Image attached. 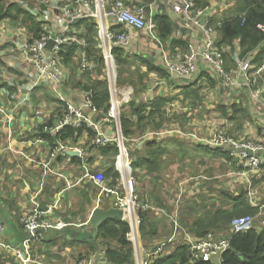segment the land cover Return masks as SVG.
Returning <instances> with one entry per match:
<instances>
[{
  "label": "crops",
  "instance_id": "1",
  "mask_svg": "<svg viewBox=\"0 0 264 264\" xmlns=\"http://www.w3.org/2000/svg\"><path fill=\"white\" fill-rule=\"evenodd\" d=\"M204 1L211 8L209 14L215 22L230 15L234 8L233 0ZM131 2L138 5L144 0ZM147 4L154 34L145 30L135 31L134 43L128 50H120V67H127L122 68L120 73L124 80L119 85V91L116 88L114 93L111 94L110 91V95L122 102L121 111L131 116L133 122H138L139 117L130 109L131 101L146 105L147 115L153 110V116H146L140 122L144 132L134 135L127 143L131 147L132 160L136 159L133 153L139 152L140 156L145 157L147 151H154L160 158L159 167L154 172H148L145 168L135 169L136 172L140 170L139 186L140 182L144 183L143 194L146 197L139 186L137 189L143 202L166 210L171 217L150 211L153 222L158 225V234L154 244L150 241L147 244L140 231V249H134V264L141 261L151 263L161 255L170 254L180 245L189 246V238L198 237L192 230L198 229L201 223L206 224L202 219H208L212 212L216 213L227 202L225 195L232 196L230 202H233L245 193L251 205L259 209L256 216L261 213L260 206L256 203L264 206V168L251 177L252 184L249 186V181L237 172L241 165L238 152L234 153L228 147H213L189 137L191 132L210 137L215 130L224 126L236 137L242 135L262 140L264 133L260 124L264 122V109L252 102L250 89L264 87V69L258 74L252 73L257 82L251 88L246 85L220 90L219 77L208 67L201 68L192 78L171 76L163 63V55L170 53L175 58L174 56L184 54L190 45L198 49V34L195 30L185 28L183 17L174 12L173 6L168 5V0H153ZM158 15H166L172 20L173 32L167 40L162 39L156 27L155 17ZM87 22L85 20L78 24L81 30L79 36L85 37L90 44L86 36ZM23 30L34 31V28L26 24L22 16L18 19L7 17L0 20V108H5L6 114L15 117L13 124L9 125L11 123L5 120V115L0 111L2 235L16 246L22 244L25 232L21 217L32 206V193L41 190L40 202L44 209H49L57 198L60 199L48 214L50 219L85 224L80 228L67 226L62 231L44 232V238L33 249L36 258H40L39 264H77L84 254H96L97 264H109L111 262L105 256L106 250L101 245V239L95 241L93 238L97 236L98 230L91 217L96 207L103 210L115 208V197L111 194L101 195L99 188L90 181L86 173L88 168L93 173L103 171L105 174L112 164L114 166L115 154L105 153L104 148L96 147L93 144L94 137L84 131L79 138L68 140L72 147H78L82 151V157L64 154L52 160L50 168L46 167L45 162L49 161L55 141L51 142L48 136L40 137L39 129L47 121L54 122L65 109L52 91V86L46 83L41 85L42 88L39 86L32 91V106L19 103L21 93L26 91V78L23 68L17 65L22 56L15 41L23 38ZM179 41L184 45H179ZM234 45H219L225 53L227 70L237 67V63L233 65L231 62L232 58L235 60V52L239 53L240 58L253 56L255 64H264V41L245 57L241 56L240 41L237 40ZM74 56L79 59L76 53ZM131 66L140 74H128L126 71L128 77H125L124 71L131 69ZM77 78L79 81L82 79ZM71 82L65 84L64 92L70 100L79 104L89 90L78 87V81ZM161 99L164 101L161 111L163 109L165 116H160L158 110H155V104ZM39 111H43L42 116H38ZM95 119L108 134L113 133V124L107 121L106 112L103 113L100 109L95 114ZM133 139H138V145L133 143ZM151 141H155L152 145L154 148L149 147ZM105 184L109 185L107 178ZM237 186L242 188L236 191ZM250 188L257 191L253 199L249 196ZM175 219H178L182 227L177 226ZM257 222L261 224L260 216L257 217ZM228 228L220 234L228 236L233 233ZM49 236L57 240L53 247L51 243L55 240L52 241ZM160 236L162 240L157 239ZM88 238L93 239L91 245L94 246L88 244L86 250L74 249L69 245L73 239L85 244ZM62 255L63 258L59 261L58 258ZM11 256L16 258L15 264H20L13 252Z\"/></svg>",
  "mask_w": 264,
  "mask_h": 264
},
{
  "label": "built area",
  "instance_id": "2",
  "mask_svg": "<svg viewBox=\"0 0 264 264\" xmlns=\"http://www.w3.org/2000/svg\"><path fill=\"white\" fill-rule=\"evenodd\" d=\"M6 6L18 5L26 11L40 29L34 28V31L23 30L24 36L15 41L17 50L22 56L18 66L23 68L26 78V91L21 93L20 104L32 106V91L43 83L50 84L52 91L58 100L64 105L65 112L58 116L51 124L47 121L39 129L40 137L54 138V146L50 151L49 161L45 162L47 168H50L52 160L58 159L68 150H79L78 147H72L67 140L59 139L58 136L66 127L79 128L83 125L89 127L95 132L93 139L98 148H106L110 145H117L119 152L115 157V168L120 174L119 182L110 186L105 184L106 178L103 171L93 173L87 168L86 176L99 189L100 194H111L115 197L114 207L124 211V219L129 222L131 228L127 233V238L133 243L134 249H140V210H151L162 215H171L162 208L143 202L139 193H136V180L134 178V169L132 158H130L131 147L124 136L121 123L122 102L112 96L109 108L106 111L107 121L113 124V133L108 134L104 128L95 119V114L100 111L99 106L93 100V91L85 93L81 103L69 99L64 92V86L69 82L68 71L63 65L62 54L67 52L68 46L76 47V55L80 59V67L77 77H82L95 69L89 61L87 47L89 42L85 37L79 36L81 30L78 24L83 20H92L97 23L96 42L98 48L102 51L103 61L107 69L109 88L111 94L113 89L117 88V57L116 49H129L134 43L135 31H147L154 34L152 21L149 18L148 10L145 6L132 4L131 0H1ZM135 5V6H132ZM168 5L173 6L174 12L180 14L184 20V26L187 29L195 30L198 34L199 48L190 45L187 51L173 58L170 53L163 55V63L171 76L181 79L192 78L201 68L208 67L216 76L219 77V88H235L248 86L251 88L257 79L252 73H259L264 69V64L257 65L253 61V56L240 58L238 52L234 53L237 67L232 70L226 69V59L223 49L217 44L219 31L213 24L211 8L209 6L199 7L197 0H168ZM121 26V28L119 27ZM36 27V26H35ZM259 28L264 32V24H259ZM51 40L55 45L50 47ZM97 67V66H96ZM116 75V82L113 86V79ZM242 79V80H241ZM167 83V82H166ZM252 102L264 109V87L260 86L256 90L250 89ZM0 111L5 115V120L9 125L15 121V117L6 114L5 108ZM38 116L43 115V111L37 112ZM260 129L264 133V122H261ZM187 135V134H185ZM188 136V135H187ZM191 139L198 140L204 144L218 147H230L234 153L240 156L241 165L239 176L245 178L251 186V177L258 174L264 168V138L255 140L249 136L236 137L231 135L225 127H221L210 136H202L197 132H191ZM74 139V138H73ZM72 139V140H73ZM138 141V139H133ZM42 142V140H38ZM138 190V189H137ZM40 192H33L31 195V208L21 217L25 238L20 246H16L7 241L2 233L4 224L0 222V264H7L2 258L3 253L13 252L19 259L20 264H35L38 262L34 254L35 244L41 242L44 238L43 233L50 230L62 231L67 226L79 227L85 223L82 222H64L63 219H50L48 214L56 207L60 201L59 198L49 209H44L40 202ZM249 196L253 199L257 191L250 188ZM139 195V196H138ZM181 197V196H180ZM260 206L259 215H245L233 218L230 228L231 234L217 235L210 232L202 239L189 238L188 245L191 251V259L215 261L216 264H222V256L231 247V237L236 233H243L252 230L255 226L257 217L261 218V225L264 226V206ZM177 226L182 227L178 219H175ZM96 254H84L77 264H97ZM113 264V263H109ZM138 264H152L143 261Z\"/></svg>",
  "mask_w": 264,
  "mask_h": 264
},
{
  "label": "trees",
  "instance_id": "3",
  "mask_svg": "<svg viewBox=\"0 0 264 264\" xmlns=\"http://www.w3.org/2000/svg\"><path fill=\"white\" fill-rule=\"evenodd\" d=\"M153 0H144L143 3L138 4L139 6H145L146 9H149V4ZM233 10L230 15L223 16L217 22L212 21L217 25L220 37L218 40L219 45H229L233 46L234 43L240 41V52L241 56L245 57L249 52L257 48L261 42L264 41V32L259 28V24H264V0H233ZM206 1L197 0L199 7H205L204 4ZM147 4V5H146ZM205 5V6H203ZM22 16L23 21L30 25L31 28L40 29L39 23L32 19L26 11L21 9L18 5L13 4L11 6H6L4 2L0 0V20L10 17L17 18ZM85 21V20H83ZM156 27L162 39L167 40L173 32L172 20L166 15H158L155 17ZM81 23H79L80 25ZM36 26V27H35ZM97 34V23L88 20L87 22V38L90 41L89 46L87 47V56L89 61L93 63L95 69L88 72L87 74L82 75V79L79 81L77 78V72L80 67V59L77 60L76 66L73 68L71 64H74L72 60L75 55V50L77 45L68 46L67 52L62 54V61L65 65L66 70L68 71L70 79L72 82H76L78 87H84L85 89L93 91V100L99 106V108L105 113L110 104L111 95L109 90V81L107 78V69L103 61L102 51L98 48L96 42ZM85 36V35H83ZM179 45H184L183 42H177ZM235 47V45H234ZM122 49H116L115 54L117 57V62L119 60V65L122 61L118 54ZM254 61V60H253ZM231 62L236 64L234 58L231 59ZM255 62V61H254ZM130 64V63H129ZM121 69L124 67H120ZM129 71V69L125 70ZM98 72V73H97ZM97 73V74H96ZM121 73V72H120ZM96 74V75H95ZM106 76V77H105ZM105 77V78H102ZM133 77V75H132ZM124 79L121 78V82ZM133 82V81H132ZM39 88H42L41 86ZM130 109L132 112L137 114L139 117L138 122H133L128 114L125 115L121 113V123L124 136L127 139L132 138L134 135L137 136L140 133H143L142 126L140 122L146 116H153V110L147 115V106L144 104H139L136 101H131ZM164 101L158 100L155 104V110H158L160 116H165V112L161 111L163 108ZM154 110V111H155ZM51 124L53 121H50ZM161 125H159L160 127ZM84 131H87L89 135L93 138L95 133L86 125H83L79 128L66 127L63 132L58 136L59 139L67 140V138H79ZM51 138V142L54 141V138ZM135 145H138L136 141L133 142ZM94 144V142H93ZM155 144V141L149 142V147ZM95 145V144H94ZM96 146V145H95ZM139 149V148H138ZM137 151V150H136ZM105 153H114L115 156L119 152L117 145H110L103 149ZM135 156V162L132 161L134 171L135 169L145 168L148 172H154L158 169L159 157L155 154L154 151H147L146 156H140L139 152ZM75 158V157H73ZM136 175H139L136 172ZM105 176L108 180V184L113 186L119 182L120 174L114 166L108 168L105 171ZM139 189V188H138ZM146 197V196H145ZM227 202H225L216 213H211L208 219H202L206 224L201 223V225L192 230V233L198 234L196 239H202L207 236L210 232H224L228 226L231 225L233 218L245 216V215H256L259 211L258 208L251 205L246 194L243 193L238 200L230 202L232 196L225 195ZM142 199V198H141ZM151 210H140L141 216V225L140 231L142 234L143 240L148 244V241L155 243L156 235L158 234V225L152 220ZM199 221V222H204ZM255 226L252 230L243 233L233 234L231 237V247L225 252L222 256V264H264V226L255 222ZM210 225V226H208ZM207 226V227H205ZM131 226L129 222L119 219H107L98 229L97 236L93 237L98 241L101 239L103 247L105 248L106 258L113 264H134V246L127 238V233L129 232ZM230 229V228H228ZM220 231V232H219ZM50 239L55 240L54 243H51L52 247L57 244V240L52 236H49ZM158 239V238H157ZM148 240V241H147ZM51 241V242H52ZM77 242V239L71 240V244ZM86 244L93 242V239L88 238L85 240ZM58 255L59 252H56ZM82 255V253H81ZM79 255V256H81ZM2 258L6 261L7 264H15L17 262L16 258L12 257L11 254L3 253ZM15 260V261H14ZM37 261H40V258H36ZM39 264V262H36ZM18 264V263H16ZM152 264H216L215 261H204L191 259L190 247L186 245H180L170 254H165L159 256Z\"/></svg>",
  "mask_w": 264,
  "mask_h": 264
},
{
  "label": "rangeland",
  "instance_id": "4",
  "mask_svg": "<svg viewBox=\"0 0 264 264\" xmlns=\"http://www.w3.org/2000/svg\"><path fill=\"white\" fill-rule=\"evenodd\" d=\"M31 17V16H30ZM32 18V17H31ZM32 19H34V18H32ZM84 28V27H83ZM73 61H74V64H71V67H75L76 66V62H77V59L75 58V56L73 57V59H72ZM118 62H119V60H118ZM117 62V64H118V70H117V83H116V85H117V91H119V85H121V76H120V72L122 73V69L120 68V65H119V63ZM64 65V64H63ZM65 67V66H64ZM122 67V66H121ZM125 69H126V65L125 66H123ZM129 69V71H127V73L128 74H130V73H134V75L136 74L137 75V73H139V71L137 72V70L136 69H132V66H131V69L130 68H128ZM125 72V77H128V74L126 73V71H124ZM98 73V72H97ZM96 73V74H97ZM95 74V75H96ZM140 74V73H139ZM70 81H72V80H70ZM115 82H116V75H115V77H114V79H113V84H115ZM114 86V85H113ZM110 90L112 91V89H111V87H110ZM113 91H115L114 89H113ZM218 127H219V125H218ZM217 127V128H218ZM130 158H132V155H131V149H130ZM138 172V174L139 175H136V172L134 171V178L136 179V187H138L139 186V181H140V170L139 171H137ZM140 190H141V193L143 194V193H145V187H144V183L143 182H140ZM240 188H242V187H239V186H237L236 187V191H238V190H240ZM100 190V189H99ZM136 193L138 194L139 193V195H141V193L140 192H138V190L136 189ZM138 195V196H139ZM144 195V194H143ZM145 196V195H144ZM80 228V227H79ZM229 228H230V226H229ZM214 233L215 234H217V235H221L220 233H216L215 231H214ZM158 240H162V236H160V237H158ZM146 241V240H145ZM148 241V240H147ZM84 244V243H83ZM81 244V240H77V242H75V243H73V244H69L70 245V247H73L74 249H78V250H80V249H87L88 248V244ZM44 248H46V247H44ZM63 251V250H62ZM61 254H63L62 252H61ZM62 258H63V255H62V257L61 258H58V260L59 261H61L62 260ZM79 259V258H78Z\"/></svg>",
  "mask_w": 264,
  "mask_h": 264
},
{
  "label": "water",
  "instance_id": "5",
  "mask_svg": "<svg viewBox=\"0 0 264 264\" xmlns=\"http://www.w3.org/2000/svg\"><path fill=\"white\" fill-rule=\"evenodd\" d=\"M54 45H55V41L51 40L50 47H53ZM66 154L70 156H80L81 152L79 150H68ZM111 218L123 220L124 211L116 207L112 208L111 210H103L100 207H96L91 217L92 222L97 230L107 219H111Z\"/></svg>",
  "mask_w": 264,
  "mask_h": 264
},
{
  "label": "clouds",
  "instance_id": "6",
  "mask_svg": "<svg viewBox=\"0 0 264 264\" xmlns=\"http://www.w3.org/2000/svg\"><path fill=\"white\" fill-rule=\"evenodd\" d=\"M212 21H213V19H212ZM216 27H217V25L218 24H215V23H213ZM219 37H220V34H219ZM219 37L217 38V41H218V39H219ZM218 44V43H217ZM255 63V62H254ZM213 147H218V146H213ZM224 147H227V146H224ZM228 148H230V147H228ZM116 157V156H115ZM133 161V160H132ZM133 165V164H132ZM134 169V168H133ZM136 180V179H135ZM138 188V187H137ZM141 197V196H140ZM231 229V228H230Z\"/></svg>",
  "mask_w": 264,
  "mask_h": 264
},
{
  "label": "bare ground",
  "instance_id": "7",
  "mask_svg": "<svg viewBox=\"0 0 264 264\" xmlns=\"http://www.w3.org/2000/svg\"><path fill=\"white\" fill-rule=\"evenodd\" d=\"M114 85V84H113ZM118 97V96H117Z\"/></svg>",
  "mask_w": 264,
  "mask_h": 264
}]
</instances>
